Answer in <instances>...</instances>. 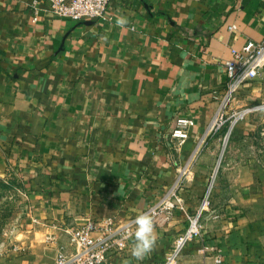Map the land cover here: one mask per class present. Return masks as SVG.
Returning <instances> with one entry per match:
<instances>
[{"label":"crops","instance_id":"crops-1","mask_svg":"<svg viewBox=\"0 0 264 264\" xmlns=\"http://www.w3.org/2000/svg\"><path fill=\"white\" fill-rule=\"evenodd\" d=\"M248 41H264V0H112L106 18L83 21L48 0H0V175L17 177L33 222L72 250L66 229L144 211L199 147L185 208L155 227L154 249L137 261L129 239L106 264H163L210 187L220 218H205L178 264H264V112L201 144L225 63ZM261 102L264 68L232 108ZM178 117L195 121L181 147Z\"/></svg>","mask_w":264,"mask_h":264},{"label":"built area","instance_id":"built-area-1","mask_svg":"<svg viewBox=\"0 0 264 264\" xmlns=\"http://www.w3.org/2000/svg\"><path fill=\"white\" fill-rule=\"evenodd\" d=\"M52 10L60 16L77 21L102 19L107 17V9L112 0H48ZM228 81L224 92L216 95L218 109L207 127L202 142L211 135L226 129L227 140L234 127L251 113L264 112V102L249 105L241 109L232 108L241 86L249 80L259 77L264 68V41H248L242 50L233 49L232 57L226 61ZM195 121L190 117H178L172 131V138L177 147L183 146L190 137ZM200 146V145H199ZM199 149V147H198ZM194 153L191 161L194 160ZM189 164L180 171L175 183L153 205L136 215L120 220L115 217L88 219L85 223L66 229L72 250L58 242L57 234L50 233L49 239L57 244V254L52 264H106L112 254L120 253L128 244L127 233L134 230L135 218L140 214H150L155 227L172 222L178 209L184 210L185 198L182 194L188 179ZM220 218V213L213 207L212 187L204 195L196 211L187 215V225L176 235L174 247L163 264H178L180 256L190 242L202 235L205 218ZM37 223L38 219H34Z\"/></svg>","mask_w":264,"mask_h":264},{"label":"rangeland","instance_id":"rangeland-1","mask_svg":"<svg viewBox=\"0 0 264 264\" xmlns=\"http://www.w3.org/2000/svg\"><path fill=\"white\" fill-rule=\"evenodd\" d=\"M0 264H52L57 244L30 216L16 176L0 175Z\"/></svg>","mask_w":264,"mask_h":264},{"label":"clouds","instance_id":"clouds-1","mask_svg":"<svg viewBox=\"0 0 264 264\" xmlns=\"http://www.w3.org/2000/svg\"><path fill=\"white\" fill-rule=\"evenodd\" d=\"M116 26L124 28L129 24L126 16H119ZM134 230L127 233V239L132 240L130 254L137 261H142L155 247L157 234L154 218L147 213L140 214L135 218Z\"/></svg>","mask_w":264,"mask_h":264},{"label":"trees","instance_id":"trees-1","mask_svg":"<svg viewBox=\"0 0 264 264\" xmlns=\"http://www.w3.org/2000/svg\"><path fill=\"white\" fill-rule=\"evenodd\" d=\"M1 181H3L2 179H0Z\"/></svg>","mask_w":264,"mask_h":264}]
</instances>
